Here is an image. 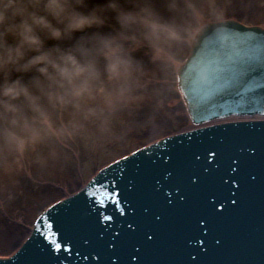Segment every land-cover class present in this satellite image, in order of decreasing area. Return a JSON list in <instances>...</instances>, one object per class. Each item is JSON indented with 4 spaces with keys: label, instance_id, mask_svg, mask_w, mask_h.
<instances>
[{
    "label": "clouds",
    "instance_id": "obj_1",
    "mask_svg": "<svg viewBox=\"0 0 264 264\" xmlns=\"http://www.w3.org/2000/svg\"><path fill=\"white\" fill-rule=\"evenodd\" d=\"M231 0H0V190L78 161L134 104L163 109ZM10 198V197H9Z\"/></svg>",
    "mask_w": 264,
    "mask_h": 264
},
{
    "label": "water",
    "instance_id": "obj_2",
    "mask_svg": "<svg viewBox=\"0 0 264 264\" xmlns=\"http://www.w3.org/2000/svg\"><path fill=\"white\" fill-rule=\"evenodd\" d=\"M225 31H227V32H225ZM225 31L223 33L226 34V35L220 34L215 39H222L226 44H228V42L231 40V43H232L231 45H234L232 47V49H236L237 45L240 46V47H244V48L246 46L245 50L250 54V52L248 51L249 45L252 44V45L255 46L257 44V41L255 40V37H257L256 33H254L250 37V38H254L255 41L252 40L251 43H247V44L244 43L243 44V41L245 40V38L250 34L249 29L247 30V32H244V31L240 32V31H238V29L225 28ZM227 35L230 38L227 37L228 38L227 39L226 38ZM202 42H203V40L199 41V43H201V44H202ZM231 45H229V46H231ZM229 46L224 47V49H229L228 48ZM215 47L216 48H222L220 45H217V44H216ZM257 49L258 48L255 47V51H257ZM240 50H241V48L237 49V51H239V52H240ZM199 64L200 63L191 64L189 66V68L187 67V70H186V73H185V75L187 76V80H190V77H191L190 74L191 75L194 74V69H196L199 66ZM184 67L185 66H182L181 69H183ZM208 70L209 69H207L204 66H200L199 67V71L203 72L204 74H206L208 72ZM215 83L216 82H214L213 84H215ZM215 87H216V84H215ZM217 87H219V86H217ZM223 94L224 93H222L219 96V98ZM173 139H175L174 142H173L175 144L181 142V137H175ZM245 139H248V137H245ZM170 140H167V141L161 143L160 145H157V146H154V147H151V148L143 149V152H146V151L148 152V154L150 156L149 159H150L151 162L149 160L148 161L151 164H153L152 165L153 167L157 168L156 170L154 169L153 171H151V170L148 171L147 169H122L123 166H124L123 165L124 163L120 164L119 167L121 169L120 168L116 169V171L110 169L104 175L106 177V179L108 178V176H109V178H111V179L108 178L107 181L109 180V181H114L115 182V185H113V184H111L112 186L109 185V187H108L109 190H110L109 193H112L113 194L112 196H116L117 193H120L121 186L122 187L124 186L125 176H129V173H130V175L132 177L133 172H134V175H137L136 178H139V176H141L143 178L142 180L145 179V180L150 181V182H156L157 185L155 183V189L154 190L156 192H158L157 196H164V195H167V194L171 193L172 192L171 191V186H170V184L167 183V181H169L167 177H166V180L163 181L164 183L162 184V186L161 187L158 186L159 185V180H160V179L158 180L159 172H160V174H161V176L163 178V173H165V171H169L170 170V169H165V170L163 169L164 168V159L170 160L171 164L173 166H175L174 168H176V171H178V169H179L178 166H180L181 159H183L182 158L183 157V153H181L179 151H174L173 150V146H174L173 143L172 144H170V143L168 144V142ZM215 144H219L220 145V142L217 140V141H215ZM225 145H226L228 150L232 151V153H234V152L237 153L238 151H242V148L239 150L238 149V145H235L233 142H227ZM210 146H212V145H210ZM228 147H231V148H228ZM156 152H159L160 154L162 153V157H159L158 154H157V156L155 158H153V155ZM139 155H137L135 157L138 158ZM223 156L224 155H222V157ZM239 157L242 158L241 155L237 154V158H235V156H233L231 159L228 158L229 160L224 158V160H226V162L225 161H221V162L222 163L225 162V166L228 165L229 168H232V167L235 168V166H238V168H235V169H239V172H241V169L244 168V169H248V170L252 171L253 173L251 175H253L255 173L257 177L254 178L253 182H252V188H254V192H253L254 193V197L256 199H258V200L264 199V168L262 169V167H260V169H259V167H256V169H249V168H252L253 165L252 164H248V168H247L245 164L238 163L237 159ZM261 158H259V161H261V164L263 166L264 165V158H262V159ZM219 160H223V159L222 158L221 159L215 158L216 162H218ZM133 162L134 161H132V163L129 164V165H133L134 164ZM125 163H126V161H125ZM168 165H169V162L166 164V166H168ZM199 167H201V166H199ZM228 167H225L223 169H228ZM177 175L178 176H176V179L179 180V185L184 186V187H189V186L194 185V184H200L201 181H202V185L206 186V184L210 185V181L212 180L211 174L208 173L207 169H203V168L196 169L195 171H194V169H186V170L185 169H180L177 172ZM104 176H103V178H104ZM112 179H115V180H112ZM99 181L102 182L101 179ZM107 181H105L104 183L102 182L103 185H97V183H96L95 187L93 186L87 192L77 196L70 204L64 206L66 208L72 207V210L69 211L68 214L69 215H73L74 214L73 208H75L77 206H82L80 208L78 207V209L75 208V209H77V212L78 211H81V213L90 212V210H91L90 208H92V206L95 205V203H97L99 201L98 199L95 198V195H93L92 193L94 191H97L96 187L101 186L99 188L100 191L96 192V193H100L101 194V191H102L101 188H103V190L105 189V185L107 184ZM138 183H140V182H137L133 187H135ZM118 185L120 187H118ZM150 186H151V184H150ZM221 186H225V185L221 184ZM151 188H152V186H151ZM184 189H182L183 194H184ZM107 192H108V190H107ZM125 193H126V191H125ZM237 197L239 198V196H237ZM262 206L263 207L261 208V210H263V212H264V204H262ZM179 207H180L179 204L176 205V209L177 210H179ZM60 208H57V210L60 209ZM60 213H61V216L59 217L60 218L59 221L57 219L58 218V214L55 213L54 211H50V213L48 212L45 215V220L46 221H43V220L40 219L37 222L33 237H35L36 239H39V241L41 240L40 247H36V246H31L30 245L29 249H27V247H26L25 249L20 250L21 252H23V254H21L20 257H19L20 262H25V264H63L62 263L63 260L67 259L69 256L73 255V256L70 257V259H72V258L74 259L75 258V255L79 252V249H77V247L75 245H73V247H67V249H71V251L69 253L67 251H65V254H64L63 250L61 252L57 253V251L55 250V245L51 244L50 241H48V240L44 241V240H46L45 236L43 234V233H45V230L46 231H52V232L53 231L54 232H57V231L61 232V228H59L58 224L56 225V223L59 222V225L62 226V222L64 223V220H65V212L64 211H60ZM90 215H92L91 212H90ZM83 219H84V221L81 220L80 218L76 219L75 221L71 220L73 223H71V225L69 227H71L74 230L77 228V230H76L77 233L82 234L83 236H87L88 231L91 229L92 225H91V223L85 222L87 220V217H84ZM253 222H254V220L250 219L249 223L252 224ZM49 223H51L53 225L51 230H49L48 227H47V225ZM45 226H46V228H45ZM42 227L45 230H43ZM250 227H253V226L250 225ZM186 230H184V232ZM189 230H191V229H189ZM161 231H162V233H164L165 237L169 238L168 242H170L171 241V238H170L171 236H170L169 230L167 228L162 227ZM181 232H182V229H181ZM178 235H180V233ZM259 237H263L264 238V230H259L258 238ZM53 240H55L60 245L63 244L62 236L61 237L57 236ZM97 240H98L99 243H104V241H102V238H98ZM164 240H165V238H163V239H162V237L160 238L161 243H165ZM167 245H168V243L165 244V246H167ZM170 246L173 247V244H171ZM177 246H178V243H177ZM179 248H178V250H179ZM259 248H261L262 249L261 252H263L264 251V243L261 244L259 246ZM254 249L256 251V248H254ZM47 255H50V256H47ZM14 256H15V254L10 256V257H8V258L1 259L0 260V264H14V262H16V260L14 261V259H15ZM223 256L224 255H222V257ZM77 259H78V257H76V260ZM28 260H29V262H28ZM235 264H238V263H235ZM250 264H252V262Z\"/></svg>",
    "mask_w": 264,
    "mask_h": 264
},
{
    "label": "rangeland",
    "instance_id": "obj_3",
    "mask_svg": "<svg viewBox=\"0 0 264 264\" xmlns=\"http://www.w3.org/2000/svg\"><path fill=\"white\" fill-rule=\"evenodd\" d=\"M245 1L246 0H231L232 7L230 11L234 14L240 15L246 20L248 18H253L254 20L264 19V6H263L264 4L261 3V1H264V0H249V3L246 6H245ZM144 102L145 101H142L134 105L141 107ZM132 107L130 110H133ZM133 116L134 114H131L130 116L129 114H125V116H123L124 119L129 117V121H127L129 127L124 128L126 124L125 123L126 120H125V122H123L125 124H122L121 127L114 126L113 134H106L105 138L102 140L98 139V134L96 133H93L88 138L87 142L91 144V147L89 148L90 152L93 155L96 152L98 153L93 156L92 162H89L88 160V161H85V163H83L84 167L82 165V169H85L86 171L83 170L82 173L78 172L74 174L72 176L73 182L74 180H76V182L77 181L81 182V181L86 180V178L89 176L90 173H92L95 169H97L99 166H101L102 164L106 162L105 161L107 159L105 158L106 156H109L111 158L112 157L114 158L115 156L117 157L121 154L119 152H123L122 150L128 149L130 146H134L135 143L134 145H131L132 144L131 139H130L131 137L145 135L146 133L150 134L151 131H155V129L150 130V127L141 126V124H139L141 123L140 120L139 122H135L133 120ZM133 124L135 126H133ZM122 141L124 142L126 141V142L122 145L121 144ZM89 149L85 150L84 148L83 152L84 150L85 152H87ZM67 165L58 166L56 169L66 167ZM80 168L81 167H79V169ZM66 175L63 174L62 176L65 177ZM55 177L59 178L60 176H55ZM19 186L16 188H10L7 190V192L0 190V194L2 196H7L8 198L10 197L8 199L10 204L18 205L22 207V209L23 207H25L28 210L29 207L26 204V198L30 194V187H28L29 189H27L26 191H23V189L20 186V188L22 189L21 191L22 193L19 194L20 192ZM49 196L50 195H45V196H42L43 199L42 198L40 199H42L43 203L44 202L47 203L52 200V198H50ZM31 199H32V203L30 205L31 210H29L31 211V213L28 212L30 214L29 217L25 216V220L27 221H31L32 218L35 216V214L39 210L38 207H36L35 209H32V205H34L35 203H33L34 200L32 196H31ZM8 207H10L9 204H8ZM27 230H25L24 228L21 229L19 228V226L17 227V224L14 225V223L11 225V222L9 221L7 222V219H5V215L0 214V237H1L0 238V248H2L1 250H5V248L7 247L9 248V250H13V248L17 246V244H19L21 238H23V236L27 233Z\"/></svg>",
    "mask_w": 264,
    "mask_h": 264
},
{
    "label": "bare ground",
    "instance_id": "obj_4",
    "mask_svg": "<svg viewBox=\"0 0 264 264\" xmlns=\"http://www.w3.org/2000/svg\"><path fill=\"white\" fill-rule=\"evenodd\" d=\"M263 25H264V23H263ZM183 65H184V63H183ZM157 124L162 128V133L164 134L165 137L161 138L157 142V139H159L161 137V136H159L160 132H157V130L153 131L151 133L152 135H147L145 137V139H149V141H150L147 143L148 148L160 145L161 143H163L167 140H170L171 138L180 137L179 134L183 133L181 131L189 130V128L184 129V126H182L180 129L172 130V129H170L172 124L169 122H166L164 119L157 121ZM194 125H196V124L193 122V118L190 117V123H189L190 128H192ZM182 128L184 130H181ZM143 149H145V147ZM143 149L141 150L140 148L139 149L137 148V150H136L137 152L135 153V156L142 153ZM91 156H92V153L89 150V154H88V156H86V158H87L86 161L89 160V162H92ZM82 165L84 167V164L81 163V166L79 165V166H77V168H74V169H78L80 173H82L83 170L86 171L85 169H82ZM79 167H81V168L79 169ZM60 169L61 170H59V174H62V175L67 174L65 177H63L62 175H59L60 176L59 178L58 177L54 178V176L49 175V176H46L43 180L39 177L34 178V179L33 178H27V179L24 178L23 179V180L29 182L30 193L32 191V194H29L26 198V204L29 207L28 210L25 207H23V209H22V207H20V206H17L16 208H14V206H13V207H8V208L5 207L4 209L0 210V212L4 213V215L7 217V219H9V221L13 222L14 225L17 224V227L19 226V228H21V229L24 228L25 230H27L33 222H34L35 227H36L37 222L40 220V219L39 220L34 219L32 222H30V221L28 222L27 220H25V216L29 217V215H30L29 213H31V211H29V210H31L30 205L32 203V199L30 196L33 197V200H34L33 203H35L34 205H32V209H35L36 207L39 208V210H38L39 212L36 213V217H38L39 213L41 211L42 212L44 211L43 209H45V210L48 209V207H49L48 204H52V205L56 204L54 206L56 208L64 207V206L70 204L77 196L87 192L88 190H90L93 187V186H91L92 181L87 182L86 180H84L81 182H78V181L76 182V180H74V182H73V180H72L73 174L70 172L71 169H69L68 167H62ZM62 169H64V171ZM109 170L110 169H104V171L101 173L102 175H98V176L103 177ZM97 173H100V172H98V170L95 169L92 173L89 174L90 178L92 179ZM68 174H70V175H68ZM89 176L87 177V179H89ZM99 180H100L99 178L94 177L93 178V184L95 185L96 184L95 182H98ZM45 195H50L49 197L52 198V200L47 202V203L46 202L43 203L42 202V199H43L42 196H45ZM40 198H42V199H40ZM8 199L9 198L7 196H2L1 200H3L5 202V204H7L9 201ZM45 201H47V200H45ZM46 205H47V207H46ZM48 211L50 212V210H48ZM48 211H46V213L44 212V214L46 215L48 213ZM32 227L33 226H31L30 228H32ZM32 230L33 231H32L31 238L34 235L35 228L34 229L32 228ZM23 238H21L19 244H17V246H15L13 248V250H9L8 247L5 248V250H1L2 248H0V260L14 255L15 254L14 251L15 250L17 251L18 250L17 248H19L21 245H22V248H20V250L25 249L26 247H24V245H23L25 240H23Z\"/></svg>",
    "mask_w": 264,
    "mask_h": 264
},
{
    "label": "snow or ice",
    "instance_id": "obj_5",
    "mask_svg": "<svg viewBox=\"0 0 264 264\" xmlns=\"http://www.w3.org/2000/svg\"><path fill=\"white\" fill-rule=\"evenodd\" d=\"M248 51H255V46L250 44ZM213 53L220 56L223 68L220 71L214 69L209 70L208 78L211 81L222 82L234 88H243L250 83H255L257 82V78H259L260 81H264V63H255L254 57L245 59L243 54L235 50L216 48L215 46H213ZM198 75L199 73H197V76ZM191 79L192 77H190V80ZM97 191H100V189H97ZM92 194L95 195V193ZM104 195L112 199V193L106 190L104 191ZM115 202L119 203V200L117 199ZM99 203L103 206L104 202L100 200ZM47 227L51 230L53 225L49 223ZM45 237L48 238L47 234H45ZM50 243L55 245V250L57 252L61 250V245L55 240H50ZM67 251H71V249H67Z\"/></svg>",
    "mask_w": 264,
    "mask_h": 264
}]
</instances>
